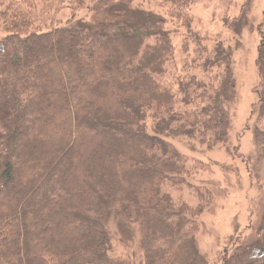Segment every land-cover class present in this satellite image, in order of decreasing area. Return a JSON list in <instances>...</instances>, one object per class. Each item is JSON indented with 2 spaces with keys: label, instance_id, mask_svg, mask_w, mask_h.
Masks as SVG:
<instances>
[{
  "label": "trees",
  "instance_id": "obj_1",
  "mask_svg": "<svg viewBox=\"0 0 264 264\" xmlns=\"http://www.w3.org/2000/svg\"><path fill=\"white\" fill-rule=\"evenodd\" d=\"M48 1L4 0L0 10V264H210L197 244L210 199L198 190L191 207L169 191L191 176L174 140L229 145L234 51L254 0L222 19L235 47L212 49L190 18L200 0H161L185 28L172 82L165 19L134 0H68L89 18L30 29ZM258 32L251 119L263 159L264 22ZM253 231L221 264H264V211ZM116 244L132 256H116Z\"/></svg>",
  "mask_w": 264,
  "mask_h": 264
},
{
  "label": "rangeland",
  "instance_id": "obj_2",
  "mask_svg": "<svg viewBox=\"0 0 264 264\" xmlns=\"http://www.w3.org/2000/svg\"><path fill=\"white\" fill-rule=\"evenodd\" d=\"M56 1L50 0L43 8H37L33 13V25L30 29L48 31L64 26L73 17L76 20L89 18L87 9L74 10L68 0L63 7L56 8ZM244 2L245 0H200L191 8L193 27L206 37L209 49L213 48L216 41L235 47L237 39L224 26L222 19L226 16L238 17ZM2 4L5 5L4 0H0V10ZM134 5L165 19V28L170 32L177 52L171 79H165V82H172L184 59L181 46L185 28L169 17L170 6L161 0H134ZM250 19L251 27L239 37L240 47L234 51L237 88L235 100L228 105L231 117L229 145L207 151L197 142L174 140L175 147L190 159L188 168L191 176L188 179L190 186L169 191L175 201L186 202L191 207L200 204L198 190L206 193L205 196L210 199L211 206L199 216L201 231L197 236L198 247L210 264H221L225 253L231 255L238 245L250 239L254 234V227L259 226L264 211V158L259 156L251 119L252 105L257 101L261 81L256 59L260 43L258 26L264 22V0H254ZM4 28V22L0 19V40L7 35ZM227 166L233 168L230 173L224 169ZM133 252L116 244V256H132Z\"/></svg>",
  "mask_w": 264,
  "mask_h": 264
}]
</instances>
